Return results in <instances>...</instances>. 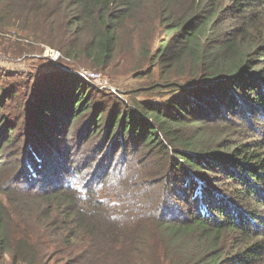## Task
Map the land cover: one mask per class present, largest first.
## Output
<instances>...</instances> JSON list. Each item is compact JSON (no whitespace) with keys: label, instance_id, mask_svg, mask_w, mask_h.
I'll return each instance as SVG.
<instances>
[{"label":"trees","instance_id":"16d2710c","mask_svg":"<svg viewBox=\"0 0 264 264\" xmlns=\"http://www.w3.org/2000/svg\"><path fill=\"white\" fill-rule=\"evenodd\" d=\"M7 28L102 71L135 53L149 98L0 70V264H264V0H0Z\"/></svg>","mask_w":264,"mask_h":264},{"label":"rangeland","instance_id":"374dc122","mask_svg":"<svg viewBox=\"0 0 264 264\" xmlns=\"http://www.w3.org/2000/svg\"><path fill=\"white\" fill-rule=\"evenodd\" d=\"M8 38L10 39L7 40ZM27 42L31 43L30 46H26ZM25 46L29 52L25 53ZM51 50L60 55V52L55 49L19 36L11 28L0 30V70L9 78L16 75L31 76L34 74L36 75L34 80L41 84L47 74L53 71H62L73 76H78V72L91 71L97 74V78L91 82L84 79L83 81L91 88L101 92L99 94L103 97L122 98L130 105L133 99L149 98V93L140 90L145 86L146 78L134 77L131 72V66L137 61L135 53L129 52L124 56L122 54L121 59L125 60V65L117 62L118 68L112 72L92 68L85 60H69L62 58L61 55L52 60L50 58ZM78 78L81 77L78 76ZM80 129L78 126L69 130L63 129L59 142L62 143L63 150L69 151L70 157L76 160L78 167H84L86 164L82 152H87L89 149L92 154L97 149V145H94L93 141L82 143L83 139H81L80 133H83L84 130Z\"/></svg>","mask_w":264,"mask_h":264},{"label":"built area","instance_id":"2783aa9c","mask_svg":"<svg viewBox=\"0 0 264 264\" xmlns=\"http://www.w3.org/2000/svg\"><path fill=\"white\" fill-rule=\"evenodd\" d=\"M51 59L55 60L57 59L60 55L58 52H55L54 50H51ZM54 58V59H53ZM77 75L79 77H81L84 80H87L89 82L95 80L97 78V74L95 72H91V71H82V72H78Z\"/></svg>","mask_w":264,"mask_h":264}]
</instances>
